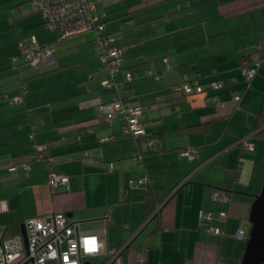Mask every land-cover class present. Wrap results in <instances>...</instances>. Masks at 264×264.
<instances>
[{
	"label": "crops",
	"instance_id": "1",
	"mask_svg": "<svg viewBox=\"0 0 264 264\" xmlns=\"http://www.w3.org/2000/svg\"><path fill=\"white\" fill-rule=\"evenodd\" d=\"M95 1L111 45L125 52L121 94L144 107L140 119L153 149L135 161L139 145L124 132L125 119L101 108L114 94L102 86L106 71L93 33L59 40L29 2L0 0V229L22 234L26 219L63 213L104 242L94 264H106L109 251L129 240L117 264H140L142 247L147 264H242L251 204L264 183V66L249 81L243 62L264 50V0ZM31 33L54 43V56L28 67L18 41ZM186 76L226 85L177 92ZM21 81L25 101L2 100ZM192 145L199 156H182ZM50 162L69 178L66 185L50 186ZM141 176L167 195L149 218L146 185H130ZM215 190L228 192L229 202L215 201Z\"/></svg>",
	"mask_w": 264,
	"mask_h": 264
},
{
	"label": "built area",
	"instance_id": "2",
	"mask_svg": "<svg viewBox=\"0 0 264 264\" xmlns=\"http://www.w3.org/2000/svg\"><path fill=\"white\" fill-rule=\"evenodd\" d=\"M42 13L47 21L48 27L61 32L63 38L91 32L94 36L95 50L103 65L109 72V77L104 81L106 86L121 87V83L115 81L118 67L123 61L124 50L113 47V38L104 33L106 24L101 22L97 13L95 0H27ZM20 50L27 62L31 64L40 63L42 60H51L54 52L48 45H42L36 36L24 38L20 42ZM264 65V56L256 55L251 63L244 65L243 73L247 80L256 74L258 69ZM148 73V72H146ZM224 80L210 82L209 85L193 81L186 76L185 79L176 84L174 89L183 94L203 93L207 90H217L225 86ZM20 95L14 96V101H20ZM241 92L233 93V100L239 102ZM101 108L108 112V117L113 118L120 113L125 118L124 131L138 140L146 136L147 132L141 122L144 107L132 105L120 96H116L109 103L103 104ZM112 139L106 137L104 140ZM245 147L253 149L254 146L247 138L240 140ZM199 146H188L181 150V155L190 159L199 156ZM25 167L29 169L30 164ZM15 172L16 166L12 167ZM112 171V169L110 168ZM69 178L49 168V184L52 188L63 184L66 185ZM146 176H141L137 181L132 180L130 185L147 184ZM213 199L221 203L229 202V193L223 190H215ZM160 207L151 215L156 214ZM203 222H211L210 213L202 212ZM25 228L28 238V247L22 234L5 237V231L0 229V264H48L56 261L58 264H84L102 252L104 242L96 233H81L79 222H70L63 213H55L46 216L31 217L25 220ZM211 233H219L220 230L209 226ZM131 243V240L123 245L109 251V259L106 264H117L120 253ZM136 260L140 264H147V248L142 247L136 253Z\"/></svg>",
	"mask_w": 264,
	"mask_h": 264
},
{
	"label": "trees",
	"instance_id": "3",
	"mask_svg": "<svg viewBox=\"0 0 264 264\" xmlns=\"http://www.w3.org/2000/svg\"><path fill=\"white\" fill-rule=\"evenodd\" d=\"M26 2H28L27 0H25ZM30 3V2H29ZM31 4V3H30ZM32 5V4H31ZM33 6V5H32ZM34 7V6H33ZM40 14H41V16H42V13L40 12V10H38L36 7H34ZM98 13V12H97ZM42 18H43V20H44V24H45V26H46V28L49 30V31H51V32H53V33H55V34H57L58 35V39L59 40H62V39H66V38H63L62 37V35H61V32H59V31H56V30H52V29H50L49 27H48V24H47V21L45 20V18L42 16ZM100 20H101V17H100ZM101 22H104V21H102L101 20ZM104 33H105V30H104ZM83 34V33H82ZM106 35H108L107 33H105ZM32 36H36V38H37V40L39 41V43L40 44H42V45H48V46H50L51 47V49L53 50V47H54V43H52V42H48V43H43V42H41L40 40H39V38H38V36H37V34L36 33H31V34H28V35H24L23 37H21L20 39H19V41H18V58L19 59H22L23 60V62H24V64L26 65V66H30V67H33V66H38V65H40L41 63H43V62H45L46 60H42L40 63H36V64H31V63H29V62H27L26 61V59H25V57H24V55H22V53H21V50H20V42H21V40L22 39H24V38H30V37H32ZM76 36H78V35H76ZM71 37H74V36H71ZM71 37H67V38H71ZM93 44H94V36H93ZM94 48H95V44H94ZM261 51H264L263 49L262 50H259V54H261L262 56H264V54L261 52ZM95 53H96V50H95ZM124 54H125V52H124ZM97 55V54H96ZM98 56V55H97ZM99 58V57H98ZM100 59V58H99ZM101 60V59H100ZM253 61V58H248V59H246L244 62H243V64H246V63H251ZM123 62H124V55H123V61H122V63L119 65V67H118V72H117V74H116V76H115V81L117 82V83H121V87L119 88V89H117V87L116 86H106V85H104V81L109 77V72H108V70L105 68V66L103 65V63H102V61H101V63H102V65H103V68L105 69V71H106V78L102 81V86L103 87H105V88H109V89H111L112 91H113V97H112V99L110 100V101H112L116 96H120V97H122L123 98V96H122V94H121V92H122V90H123V86H124V82L123 81H120V80H118V78H117V75H118V73L120 72V70H121V66H122V64H123ZM264 66V65H263ZM262 66V67H263ZM261 68V67H260ZM259 70V69H258ZM148 73H150V71H147ZM220 80H224V79H220ZM215 81H218V80H215ZM225 81V80H224ZM210 82H213V81H210ZM226 82V81H225ZM201 84H203V83H201ZM207 84V83H206ZM206 84H204V85H206ZM226 85V84H225ZM210 91H212L211 89H210ZM238 92H240V91H238ZM28 93V85H27V82H25V81H21L20 83H19V85H18V88H17V92L15 93V94H13V95H11V94H9V93H3L2 95H1V98H2V100H4V101H8L9 103H11V104H21V103H23L24 101H25V97H26V94ZM16 95H20L21 97H22V99L20 100V101H14V96H16ZM124 99V98H123ZM125 100V99H124ZM109 101V102H110ZM109 102H107V103H109ZM107 112V111H106ZM107 114H108V112H107ZM124 118V117H123ZM125 119V118H124ZM125 124V123H124ZM123 129H124V125H123ZM125 132V131H124ZM126 133V132H125ZM128 134V133H127ZM130 135V134H129ZM131 136V135H130ZM132 137V136H131ZM133 138V137H132ZM134 139V138H133ZM144 139H146V141H148V143H147V147H146V150H144V151H142V149L140 150V143L144 140ZM110 140V139H109ZM136 140V139H135ZM151 140H153V138L150 136V137H142V138H140V139H138V140H136L137 141V144L139 145L138 146V148L136 149V152L133 154V158H134V160L135 161H137V162H142L141 160H142V157H143V154H145V153H147V152H150V151H152V146H153V143H152V141ZM242 144V143H241ZM42 145H46V144H41V145H38V147H41ZM48 148V147H47ZM39 152H40V149H39ZM142 152H143V154H142ZM40 157V154L39 153H37L35 156H33V159H37V158H39ZM26 163H28V164H30V165H32L31 164V162H25L23 165L25 166V164ZM50 167H53V164H52V162H50V164H49V167H48V176H49V168ZM26 168V167H25ZM31 168V167H30ZM29 168V169H30ZM54 168V167H53ZM110 168L112 169V171L110 170ZM27 169V168H26ZM55 170V169H54ZM113 170H114V166H113V164H110V166H108V171L109 172H113ZM56 171V170H55ZM138 179H136V180H134V181H137ZM144 185H146V191H147V193H146V205H147V213H146V216H147V218H149L159 207H160V205L164 202V199L167 197V195H165V193L164 192H162L161 190V188H159V187H157V186H155V185H153L152 183H147V184H144ZM159 212V211H158ZM158 212H156V214H158ZM13 235H15V234H8L7 233V231H5V237H10V236H13ZM131 244V243H130ZM130 246V245H129Z\"/></svg>",
	"mask_w": 264,
	"mask_h": 264
},
{
	"label": "water",
	"instance_id": "4",
	"mask_svg": "<svg viewBox=\"0 0 264 264\" xmlns=\"http://www.w3.org/2000/svg\"><path fill=\"white\" fill-rule=\"evenodd\" d=\"M249 220L251 229L247 239L242 264H264V183L261 192L255 196L251 204ZM22 235L28 247V238L25 224ZM84 264H90L86 261Z\"/></svg>",
	"mask_w": 264,
	"mask_h": 264
},
{
	"label": "rangeland",
	"instance_id": "5",
	"mask_svg": "<svg viewBox=\"0 0 264 264\" xmlns=\"http://www.w3.org/2000/svg\"><path fill=\"white\" fill-rule=\"evenodd\" d=\"M205 93V92H204ZM92 262H93V264H94V261H93V259H90ZM48 264H58L56 261H53V262H49Z\"/></svg>",
	"mask_w": 264,
	"mask_h": 264
}]
</instances>
